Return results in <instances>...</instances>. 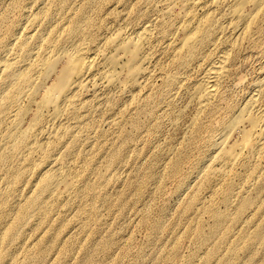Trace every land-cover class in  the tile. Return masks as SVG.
<instances>
[{
	"label": "rangeland",
	"instance_id": "374dc122",
	"mask_svg": "<svg viewBox=\"0 0 264 264\" xmlns=\"http://www.w3.org/2000/svg\"><path fill=\"white\" fill-rule=\"evenodd\" d=\"M165 1L67 0V8L60 12L51 0H0V38L19 24L23 26L24 35L44 36L49 31H45L44 25L52 22L57 26L59 38L73 47L78 46L79 39L69 36V26L83 29L93 40L87 48L91 53L98 38L105 33H116L126 26L137 31L152 21L147 49L156 70L148 83L150 89L131 93L143 99L135 108L143 111L138 116L126 95L99 89L97 95L103 101L111 97L113 109L108 111L103 107L101 113L89 115L85 126L90 127L94 137L101 131L107 137L100 144H94L88 156H84L83 149L78 154H67L76 175L85 161V168L91 165L89 174L84 168L79 175L86 186H90L91 194L105 200L96 206L99 221L82 227L88 216L95 213V207L92 214L84 211L89 209L88 204L98 201L97 197L86 203L72 199L68 206L59 208L67 211L66 214L59 212L60 221L22 228V236L23 229H28L24 239L1 232L0 238L7 239V247H11L13 238L22 241L11 255H5L13 261L6 264H189L188 259L195 256L203 258L202 264H214L213 259L222 258L236 235L234 231L228 234L232 223H227L216 236L210 235L212 213L227 212L232 219L239 218L235 204L243 187L251 182L253 186L244 197H251L256 207L264 209V187H257L264 180V164H258L262 161L254 159L255 164L248 165L246 160L221 178L197 177L202 170L200 161L210 148V138L222 121L245 103L253 91V83L264 74V9L249 30L237 35L228 24L235 0H181L196 2L189 11L202 15L203 21L193 54L185 52L173 56L168 54L165 35L172 32L175 24L160 17ZM150 2L157 5L156 11L148 8ZM44 9L49 11V20L29 33L22 19L41 14ZM117 11L121 20L116 17L119 16ZM74 13H84V16L76 21ZM108 13H114L115 18L107 16ZM30 49L34 61L49 52L36 46ZM222 52L226 56V74L217 95L192 126L190 120L196 105L190 91L205 69L206 61ZM98 73L90 77L91 82L97 79ZM83 99L93 101L87 95ZM256 104L264 109V98L258 99ZM162 149H171L173 154L161 160ZM9 159L14 160V157ZM40 160L37 158L35 163ZM64 161L69 164L65 158ZM255 165L260 166V171L253 169ZM20 169H25V165ZM114 173L120 176L119 181L111 177ZM151 175H154L152 179ZM5 177L0 175V192L7 191V187L2 186ZM103 177L110 179L104 194L99 185ZM230 182L229 202L225 203L223 191ZM81 210L82 214L77 217L76 212ZM9 219L12 222V216ZM242 221L251 222L243 229L248 235L252 236L260 226L264 232V220L254 213H248ZM216 245L220 253L208 260ZM245 245L250 253L239 252L240 261L264 264V245L254 241ZM190 264L197 263L193 260Z\"/></svg>",
	"mask_w": 264,
	"mask_h": 264
},
{
	"label": "bare ground",
	"instance_id": "6f19581e",
	"mask_svg": "<svg viewBox=\"0 0 264 264\" xmlns=\"http://www.w3.org/2000/svg\"><path fill=\"white\" fill-rule=\"evenodd\" d=\"M51 1L60 12L67 8V0ZM195 3L165 1L160 17L175 24L172 32L165 35L168 54H193L198 28L203 21L202 15L189 11ZM148 8L156 11L157 5L150 2ZM262 9L264 0H235L228 15L232 33L239 35L249 30ZM48 12L44 9L41 14L22 19L26 22L29 33L35 32L37 26H43L49 20ZM117 13L119 16L116 17L121 20L120 11ZM73 16L74 20L80 21L84 13H74ZM107 16L115 18L114 13H108ZM152 23L151 21L137 31H131L126 26L119 32L105 33L98 38L92 53L87 49L92 38L83 29L71 26L68 34L78 37L79 44L76 47L59 38L57 26H53L52 22L44 25L45 31L49 30L44 36L22 34L24 29L20 24L15 29L11 28L8 34L4 32L0 38V175L6 176L2 186L7 187V191L0 192V233L24 239L28 229H23L22 236V228L33 226L34 223L52 225V222L60 221L59 212L66 214L67 211H60L59 208L68 206L72 199L86 203L97 197L98 201L88 204L89 209L84 211L92 214L95 207V213L88 216L82 227L84 229L99 221L96 206L105 200L100 195L91 194L90 186H86L84 178L79 175L80 170L85 168L86 161L76 175L70 165L71 157L67 154H78L83 149L84 156H88L92 154L93 145L100 144L107 137L104 131L94 137L90 127L85 126L89 115L101 113L103 107L108 111L113 109L111 97L103 101L97 95L99 89L126 95L134 109L140 106L143 99L131 93L143 88L150 89L148 83L156 73L147 49ZM33 46L39 50L48 49L49 52L34 61L30 49ZM225 61V52L206 61L205 69L195 81L189 94L196 105L190 125L197 123L200 115L217 95L218 87L226 74ZM96 73L97 79L91 82L90 77L93 78ZM252 89L245 103L224 119L219 130L210 138V148L200 161L202 170L197 177H225L228 172L246 163V160L248 165H254V159L262 161L258 164H264V109L256 104L258 99L264 98V74L253 83ZM151 93L152 91L147 93L146 97ZM85 95L90 96L93 101L84 100ZM135 112L138 116L143 111L135 109ZM60 123L66 125L61 126ZM171 154V149H162L159 158L164 160ZM13 157L14 160L9 159ZM37 158L41 159L40 163H35ZM22 164L25 169L19 170ZM253 169L260 171V166L255 165ZM85 170L89 174L91 165ZM111 177L115 181L120 180L116 173ZM109 181L104 177L99 180L103 194ZM262 182L258 184V189L264 187ZM231 183L223 191L225 203L229 202ZM252 186V182L248 183L238 196L235 208L239 218L232 219L227 212L212 213L210 235L216 236L227 223H232L228 234L234 231L236 235L235 242H229L222 258L213 259L214 264H244L238 253H250L246 242L254 241L264 245L262 226L256 228L258 230L252 236L243 230L251 223L242 221L248 213H254L264 220V209L256 207L251 197H244ZM82 210L76 212L77 217L82 214ZM98 214L100 215V211ZM7 225L10 226L6 228ZM6 240L0 238V264L12 263V259L5 255H11L22 244V241L13 238L11 247H7ZM218 247L216 245L212 249L208 260L220 253ZM193 260L197 264L203 263V258L198 256L189 258L187 262L190 264Z\"/></svg>",
	"mask_w": 264,
	"mask_h": 264
}]
</instances>
